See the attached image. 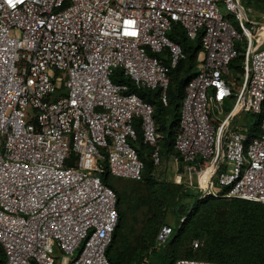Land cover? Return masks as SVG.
I'll list each match as a JSON object with an SVG mask.
<instances>
[{
    "label": "built area",
    "instance_id": "2783aa9c",
    "mask_svg": "<svg viewBox=\"0 0 264 264\" xmlns=\"http://www.w3.org/2000/svg\"><path fill=\"white\" fill-rule=\"evenodd\" d=\"M258 17L264 19V0H0L4 264H109L118 214L101 174L106 168L113 178H141L136 127L152 165L161 164L154 109L136 91H156L168 106L169 74L186 60L168 37L176 26L188 40L200 37V49L180 100L173 181L193 175L199 200L264 204V21ZM238 56L235 90L229 77ZM116 70L135 90L112 82ZM242 112L257 117L253 133L232 126ZM163 229L159 242L170 233ZM173 264L233 263L181 258Z\"/></svg>",
    "mask_w": 264,
    "mask_h": 264
},
{
    "label": "trees",
    "instance_id": "16d2710c",
    "mask_svg": "<svg viewBox=\"0 0 264 264\" xmlns=\"http://www.w3.org/2000/svg\"><path fill=\"white\" fill-rule=\"evenodd\" d=\"M168 37L178 43L186 54V60L180 62L178 67L169 74L168 106L164 107L161 104L156 91L138 90L136 92L154 109V119L158 132L162 136L160 140L162 150L172 151L175 155L173 140L178 129L180 100L186 83L195 74V56L200 49V37L194 41L188 40L184 31L178 26L174 27ZM240 60L241 57L238 56L232 66L239 65ZM111 80L114 83H126L131 90H135L127 79L122 78L118 70L113 72ZM136 132L137 139L133 145L144 164L141 177L152 181L151 172L154 166L147 157L149 152L145 153L148 147L142 143L138 127ZM72 160L66 162V165H72ZM101 180L114 191L118 214L112 240L105 254L109 264H148L146 259L151 255H154L152 257L154 261L149 264H173L181 258L233 264H264V204L237 199L199 200L194 193V201L189 210L183 212L184 220L181 222V216H177L176 228L173 230L170 226L168 227L170 233L155 250L160 228L162 225L166 226L163 219L167 211L178 213V208L182 207V202L190 195V188L165 181H152L156 184L152 202L153 216L147 220L141 230L138 247L129 251L124 242L127 212L121 209L122 198L111 184L106 168L101 174ZM219 208H225L221 218L215 216ZM200 238H203V241L198 242V247L193 249L190 241ZM194 252L200 255L193 256ZM4 261V252L0 246V264H4Z\"/></svg>",
    "mask_w": 264,
    "mask_h": 264
},
{
    "label": "rangeland",
    "instance_id": "374dc122",
    "mask_svg": "<svg viewBox=\"0 0 264 264\" xmlns=\"http://www.w3.org/2000/svg\"><path fill=\"white\" fill-rule=\"evenodd\" d=\"M221 12L225 16H228V13H226L224 10H221ZM258 19L264 21L263 18L258 17ZM240 76L241 74L238 66L237 65L233 66L231 68V75L229 77V81L232 82V84H234L235 90L239 85ZM232 102L233 99L224 102L222 110L225 113L231 108ZM256 123H257V117L247 112L240 113L238 117L234 118L231 121L232 126L237 128H249L251 133H253V131L256 130ZM145 151H146L145 153L149 152L148 149H146ZM171 156H173V152L172 151L167 152L164 149L161 164L159 166L156 167L154 166L152 168V172H151L153 179L152 181L153 182L165 181L177 185L180 184L183 186H187L190 188L189 191L190 195L186 199H184V201L182 202V207L180 209L178 208V213L167 211L163 219V222L164 224H166V226L163 225L161 226L159 234L162 231L164 232L163 229L164 227L168 228L170 226L174 230V228H176L178 224L177 216H181L180 218L181 222L184 220V217H182L183 212H187V210H189L190 205L194 201V195L196 194L195 193L196 190L192 186L194 185L193 175L190 177L191 181H189L188 180L189 177L186 176V178L183 177V180L186 179L187 182L182 180V183H174L173 174L175 172H174V165L170 160ZM145 180L146 179L144 177H141L139 180L136 181L110 177L111 184L118 190L122 198L121 209L126 210L127 212V225L124 233L125 235L124 242L127 244L126 247L129 249V251L135 250L138 247V238L141 234V230L146 225L147 220L153 216L152 202L154 201L156 184L152 183V181H147V180L145 181ZM224 212H225V208L224 209L219 208L216 211L215 216L221 218ZM195 240L201 243L203 241V238L193 239V241ZM191 241L190 244H192ZM157 242L158 244L154 247L155 250L158 248L159 244H161L163 241L159 242L157 240ZM190 244L188 245L189 247ZM160 251L161 250H159V252ZM197 253L194 252L193 256L198 257L200 254ZM153 256L154 255L148 256V258L146 259L148 264L154 261V258H152Z\"/></svg>",
    "mask_w": 264,
    "mask_h": 264
},
{
    "label": "bare ground",
    "instance_id": "6f19581e",
    "mask_svg": "<svg viewBox=\"0 0 264 264\" xmlns=\"http://www.w3.org/2000/svg\"><path fill=\"white\" fill-rule=\"evenodd\" d=\"M209 173H210L209 170L205 171V172L203 173V175H202V180H204V179L209 175Z\"/></svg>",
    "mask_w": 264,
    "mask_h": 264
},
{
    "label": "crops",
    "instance_id": "0c3cea01",
    "mask_svg": "<svg viewBox=\"0 0 264 264\" xmlns=\"http://www.w3.org/2000/svg\"><path fill=\"white\" fill-rule=\"evenodd\" d=\"M176 169H174V171H175ZM182 172H183V169H182V167H179V169H178V171H177V173H179V174H182Z\"/></svg>",
    "mask_w": 264,
    "mask_h": 264
}]
</instances>
